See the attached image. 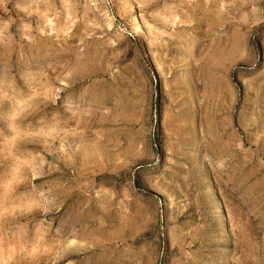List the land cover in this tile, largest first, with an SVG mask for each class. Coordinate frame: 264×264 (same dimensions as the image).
<instances>
[{
  "label": "rangeland",
  "instance_id": "1",
  "mask_svg": "<svg viewBox=\"0 0 264 264\" xmlns=\"http://www.w3.org/2000/svg\"><path fill=\"white\" fill-rule=\"evenodd\" d=\"M0 264H264V0H0Z\"/></svg>",
  "mask_w": 264,
  "mask_h": 264
}]
</instances>
